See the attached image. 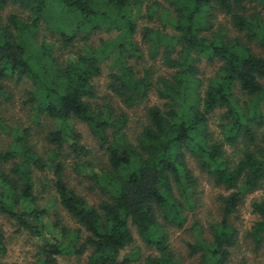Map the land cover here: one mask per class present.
I'll list each match as a JSON object with an SVG mask.
<instances>
[{
    "label": "trees",
    "instance_id": "obj_1",
    "mask_svg": "<svg viewBox=\"0 0 264 264\" xmlns=\"http://www.w3.org/2000/svg\"><path fill=\"white\" fill-rule=\"evenodd\" d=\"M163 7L153 1L150 18L163 7L166 24L174 33L146 27L143 41L150 58L159 56L171 72L153 79L151 69L143 75L130 59L140 56L134 40L136 20L132 6L139 0H0V96L10 99L6 81L30 82L27 104L37 117L59 123L46 136L54 146L45 157L31 141L32 129L17 126L9 148H0V212L14 220L19 229L38 233L43 239L37 264H60L58 256H82L90 251L87 264H178L171 244L170 228L181 229L186 212L197 204L198 177L190 166L195 158L217 186L219 217L208 228L196 221V242H188L189 254L199 255L201 264H227L239 239L232 218L247 195L264 183V53H257L227 29L215 30L219 12L230 16L234 26L246 31L264 52V21L259 12L243 11L252 0H167ZM264 5V0L259 1ZM15 6L23 14L1 11ZM45 23L60 35V47L38 34ZM105 28L119 36L105 40L99 48L88 47L75 57L62 59L61 52L73 45L81 33ZM86 38V37H84ZM64 44V45H63ZM116 51L117 69L108 86L127 107L146 102L155 90L162 106H146L148 124L135 144L128 139L125 113L114 115L103 107L94 80L102 74L108 48ZM57 52L59 54H57ZM111 52V51H110ZM205 57L218 63L206 83L199 63ZM222 109V139L210 130L212 115ZM73 119L86 123L107 154L108 165L93 172L106 198L91 204L65 178V164L57 160L66 146L76 155L89 156L83 135L71 125ZM0 127L7 130L5 119ZM244 143L242 155L233 160L225 145ZM52 168L58 204L79 225L72 230L58 219L49 220L50 208L41 205L45 191L35 171ZM258 220L250 236L256 249L264 246V198L252 204ZM133 228L155 252L144 259L138 250L123 251L135 241ZM83 232L86 235L82 234ZM0 227V255L6 252ZM0 264H3L0 262Z\"/></svg>",
    "mask_w": 264,
    "mask_h": 264
},
{
    "label": "rangeland",
    "instance_id": "obj_2",
    "mask_svg": "<svg viewBox=\"0 0 264 264\" xmlns=\"http://www.w3.org/2000/svg\"><path fill=\"white\" fill-rule=\"evenodd\" d=\"M153 1L155 0H139L131 8L132 18L137 23V33L134 35V40L140 48V56H135L129 61L141 75L147 69H151L153 79H156L160 75H170L171 72L163 64L160 56L156 60L150 58L148 45L143 41V32L146 27L162 29L164 23L165 32L172 34L174 30L170 24H166V14L164 15L163 7H169L167 0H159L163 3V7L158 8L153 18H150L149 15L151 8H153ZM259 1L252 0L246 2L243 11L251 16L259 12L263 18L262 21H264V5ZM12 12L23 14L15 6H9L3 9L1 14L6 16ZM214 23L216 25L215 30H219V28L227 29L230 36H239L244 42L249 43L255 52L264 53L256 40L248 41L246 31L241 32L234 26L230 16L219 12ZM119 33L117 30L109 32L105 28L91 30V32L85 31L80 34L73 45L61 52V58L67 59L69 57H75L79 52H84L88 47L99 48L103 41L117 38ZM45 35L46 40L52 42L57 51L61 43L58 32L52 34L45 23H43L42 31L38 34L39 40ZM112 49L113 47L107 49V53L110 55L103 61L102 74L94 80L99 94L96 101L102 107L103 105L110 104L114 108V115L126 114L128 119L126 126L128 139L137 144L138 135L144 126L148 124L146 106L154 104L162 106L164 100L153 90L148 102L137 107L129 108L118 96L112 93L108 86L111 81L110 74L117 69L114 61L117 52L115 50L112 51ZM57 54L59 53L57 52ZM199 66L202 70L201 77L207 83L215 74L218 63H210L203 57ZM6 83L9 86V91L13 94L9 100L0 96V117L5 119L8 128L4 130L0 127V148L7 149L10 147L13 134L15 133V127H30L32 129L31 141L35 144L38 151L47 157V155L52 153L54 146L48 143L46 136L52 129L57 128L59 123L44 116L37 117L33 106L26 103L29 97L27 89L31 88L30 82L24 81L16 83L15 81H6ZM222 111V109L216 111L212 115L209 124L210 130L217 139H222L224 136L220 128V123L223 122L221 119ZM71 125L83 135L82 143L90 149L91 153L89 156L76 155L66 146L60 150L62 156L57 157V160H63L65 164L64 175L68 183L79 193L87 197L91 204H97L106 197L97 186L93 172H100L102 168L108 165L107 154L100 147L99 140L91 133L86 123L73 119ZM258 132L259 135L264 134V126L260 127ZM243 149V142L237 145H225L226 155L233 160L238 159L242 155ZM189 162L195 175L198 177L197 204H195L194 208L186 212L187 221L183 228H170L171 244L175 251L178 264H201L199 255L191 256L189 254L187 243L197 241L196 232L192 227L196 221L203 224L205 228H208L211 222L216 221L219 217V202L217 198L219 194L227 192H225L222 186H217L213 183L212 178L201 169L200 164L195 158L190 157ZM35 173L39 189L45 188L40 203L50 208L49 220L53 222L59 219L61 224L67 225L72 230L78 228L79 225L75 220L58 204L57 194L54 188L53 169L48 168L45 171L36 170ZM262 198H264V183L257 190L247 195L238 212L233 216L232 220L239 230V239L236 246L232 248V256L227 264H264V246L256 249L255 242L249 234L252 226L258 220V215L252 211V204L254 201ZM0 227L5 235L7 249L5 253L0 255L1 263L37 264L40 261L41 254H39V251L42 248L44 239L38 233L26 229H19L14 220L1 212ZM133 233L135 235V241L123 251V255L138 250V255L144 259L148 254L155 252L152 247H148L142 241L137 230L134 228ZM82 234L86 235L85 232ZM89 255L90 251L82 256L67 253L58 256V259L60 264H87Z\"/></svg>",
    "mask_w": 264,
    "mask_h": 264
}]
</instances>
